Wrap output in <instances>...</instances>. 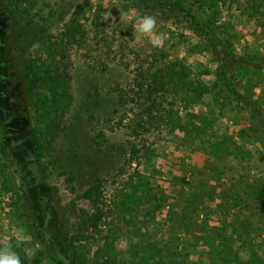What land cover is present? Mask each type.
<instances>
[{"label":"rangeland","instance_id":"rangeland-1","mask_svg":"<svg viewBox=\"0 0 264 264\" xmlns=\"http://www.w3.org/2000/svg\"><path fill=\"white\" fill-rule=\"evenodd\" d=\"M180 1L232 41L238 61H225V52L221 60L201 33L158 13L153 38L161 39L153 46L134 33L136 19L148 13L133 0H0V239L39 245L31 258L23 256L28 246L11 245L22 264H77L69 244L85 228L83 197L98 179L105 181L101 207L110 216L99 229L86 224L88 238L78 246L87 259L107 243L101 263L144 264L157 243V257L174 264H225L210 259L217 243L232 250L230 264H264V119L257 114H264V0ZM120 12L132 19L121 20ZM106 13L116 21H105ZM38 36L54 49L73 97L47 123L34 106L49 92L31 86L25 69ZM142 60L189 65L226 105L177 102L186 122L204 126L196 117L209 116L203 137L158 139L153 156L120 172L125 160L118 147L129 135L112 130L126 112L115 89ZM226 82L256 104L239 103ZM214 230L222 238L210 239Z\"/></svg>","mask_w":264,"mask_h":264},{"label":"trees","instance_id":"trees-1","mask_svg":"<svg viewBox=\"0 0 264 264\" xmlns=\"http://www.w3.org/2000/svg\"><path fill=\"white\" fill-rule=\"evenodd\" d=\"M133 6L142 8L146 13L153 15L158 13L166 17H174L184 21L194 31L201 33L206 41V45L217 54L221 60L222 52H225L227 59L238 61L239 56L233 53V43L228 39H221L217 34L208 27L206 23L199 21L196 15L185 9L180 0H133ZM138 2V3H135ZM207 2L210 0H201ZM216 1V0H215ZM141 2V3H139ZM149 2V3H147ZM140 4V5H139ZM36 42L32 43L33 51L27 55L25 59V69L27 78L31 86H43L49 96L46 100L35 104L37 119L42 123L53 122L59 118L62 113L67 111L73 102V97L70 91L69 82L61 72L60 68L54 63L55 51L52 47L46 48L48 43L42 36L36 37ZM51 45L56 43L50 42ZM220 47L223 48L220 51ZM168 65L166 67H157L152 63H146L144 60L139 62V65L133 71V77L125 84H118L115 89L118 98V104L126 111L118 121L113 125L112 130L117 127L125 129L129 138L125 143L118 147V151L124 158V165L120 172L126 170V165L135 160H146L154 155L156 140H166L169 138H177L179 133L188 134L191 137L200 139L207 130L205 124L209 123L208 115H197V119H203V125L194 121L186 122L182 111L177 108V102H184V106L189 108V101L194 103H202L209 100L214 107H222L226 104L217 98L218 93L213 94L212 89L206 79L194 72L189 65ZM226 67V66H225ZM227 68L219 69L218 74H226ZM230 94L242 100L245 106L256 104L251 102V95H243L234 88L233 83L226 82ZM258 117L264 119V114L258 112ZM256 117V116H255ZM204 119L206 121H204ZM158 136L156 138L155 136ZM101 138H106L103 133ZM106 141L111 139L106 138ZM210 146L215 148L216 145L211 140L208 141ZM4 180H7V175L3 174ZM105 181L98 179L94 185L86 190L83 197L86 206L81 210L84 213L82 225L85 226L82 230L79 229L78 234L73 235L69 244L70 250H73L72 259L77 264H109L107 259L101 263V258L104 252H107V243L101 246L97 251V258L94 256L92 260L87 259L85 254L79 250L78 243L88 238L86 235V224L91 225L90 228L99 229L103 218L110 213L105 212L102 206L103 191ZM229 197V193L227 195ZM126 206V203L119 204ZM121 214V212H119ZM114 214V213H112ZM111 214V215H112ZM117 214V213H116ZM209 235L210 239L217 240L222 238L220 230H214ZM42 238V236H41ZM12 246L25 245L28 248L36 247L35 242L26 240H15L10 242ZM158 244H154L150 249L156 250L157 254L153 257H144V264H174L173 260H168L160 255ZM225 252V254H224ZM103 253V254H102ZM232 250L223 248L220 244H215L210 252V259L214 263L219 260L225 264L231 263ZM25 256V254L23 255ZM65 260H59L60 264H68Z\"/></svg>","mask_w":264,"mask_h":264},{"label":"clouds","instance_id":"clouds-1","mask_svg":"<svg viewBox=\"0 0 264 264\" xmlns=\"http://www.w3.org/2000/svg\"><path fill=\"white\" fill-rule=\"evenodd\" d=\"M103 18L105 21L112 23L116 21V18L112 15V13H106ZM120 19L128 20L132 19V17L128 13L120 12ZM157 24L158 21L155 16L146 14L136 19L134 33L138 37L148 38L153 46H158L161 38L159 36L153 38ZM7 239V237L0 239V264H22L20 255L13 250L10 244L5 243ZM38 248L39 245L32 248H25V256L29 258L34 257Z\"/></svg>","mask_w":264,"mask_h":264}]
</instances>
